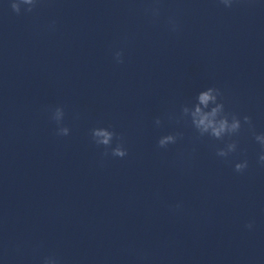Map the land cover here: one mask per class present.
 <instances>
[{"label":"clouds","instance_id":"1","mask_svg":"<svg viewBox=\"0 0 264 264\" xmlns=\"http://www.w3.org/2000/svg\"><path fill=\"white\" fill-rule=\"evenodd\" d=\"M235 2L236 0H219V3L226 8H232ZM40 3L41 0H10V7L13 12L20 14L22 6H26L23 10L31 13ZM145 12L153 18H158L161 13L159 0H153L152 5L146 8ZM167 23L170 31L176 32L179 30V24L175 17H168ZM114 59L118 64L124 63L122 49L114 53ZM222 97L223 93L215 86L199 91L195 97V102L191 106L183 105L181 107L180 115L176 118L177 122L180 120L187 122L190 119L192 127L200 137L207 135L218 141H224L225 137H228L229 141L225 143V146L216 149V155L225 159L237 151L238 142L231 139V137L238 136L242 128L247 125L248 129L253 131V137L261 147L258 163L264 167V133L256 134L254 132L252 118L249 115H243L241 117L239 114L226 112ZM64 117L65 111L62 106H57L51 110V119L57 124V136H68L70 134V128L63 124ZM169 119H173V116L170 115ZM161 123V119L156 118L155 124L160 126ZM90 135L92 141L98 147L103 146V156L107 157L111 155L112 157L124 158L128 155L123 135L117 134L110 127H94L91 129ZM182 138L183 133L179 131L163 135L158 139L157 147L167 148L171 144H176ZM113 141H115L114 147ZM247 168V159L237 162L234 165V171L237 173H243ZM175 207L179 209L181 205L177 204ZM253 226L254 222H249L246 228L251 230ZM43 264H58V260L54 256L45 257Z\"/></svg>","mask_w":264,"mask_h":264}]
</instances>
